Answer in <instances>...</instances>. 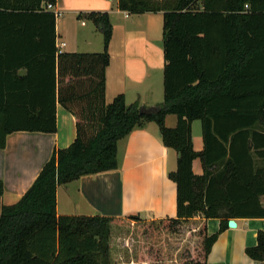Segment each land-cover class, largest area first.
<instances>
[{"label": "trees", "instance_id": "16d2710c", "mask_svg": "<svg viewBox=\"0 0 264 264\" xmlns=\"http://www.w3.org/2000/svg\"><path fill=\"white\" fill-rule=\"evenodd\" d=\"M56 0H0V149L13 132H56V104L76 126L73 143L54 150L39 175L10 206L0 203V264H110L116 218L58 216L56 189L117 168V142L145 122L177 154L168 178L176 185L178 227L195 217L219 220L201 254L207 258L230 219H264V0H118L129 15L161 12L163 102L147 113L118 95L105 103L112 26L107 13L87 18L102 35L98 53H65L55 45ZM24 70V74H19ZM166 115L176 117L173 128ZM199 120L203 149L191 124ZM199 159L203 174L192 172ZM260 162L261 165L257 166ZM3 185L0 181V198ZM125 218L138 220L137 215ZM245 249L264 261V232Z\"/></svg>", "mask_w": 264, "mask_h": 264}, {"label": "crops", "instance_id": "0c3cea01", "mask_svg": "<svg viewBox=\"0 0 264 264\" xmlns=\"http://www.w3.org/2000/svg\"><path fill=\"white\" fill-rule=\"evenodd\" d=\"M55 45L65 53H98L102 35L86 16L107 13L112 26L108 45L109 63L105 70V103L123 95L127 104L152 108L163 102L162 50L163 15L161 12L129 15L119 10L118 0H56ZM19 74H24L21 70ZM56 132H13L0 149L1 205L17 203L31 187L54 150L69 147L76 137L73 116L56 104ZM193 124V123H192ZM191 140L200 152L203 143L196 131ZM176 125L174 115H166L164 126ZM199 134V136H198ZM117 168L79 179L56 189L58 216H101L123 219L137 215L146 220L176 217V185L168 174L176 170L177 154L166 148L154 122H145L117 142ZM261 165L260 162L257 166ZM192 172L203 174L199 159ZM264 204V197L261 198ZM207 235L219 230V220L195 217ZM235 228H226L213 244L207 264H264L245 255L264 232V219H233Z\"/></svg>", "mask_w": 264, "mask_h": 264}, {"label": "rangeland", "instance_id": "374dc122", "mask_svg": "<svg viewBox=\"0 0 264 264\" xmlns=\"http://www.w3.org/2000/svg\"><path fill=\"white\" fill-rule=\"evenodd\" d=\"M192 123L194 139L200 122ZM202 226L198 220L174 227L165 220L118 219L111 224L110 264H191L202 251Z\"/></svg>", "mask_w": 264, "mask_h": 264}, {"label": "built area", "instance_id": "2783aa9c", "mask_svg": "<svg viewBox=\"0 0 264 264\" xmlns=\"http://www.w3.org/2000/svg\"><path fill=\"white\" fill-rule=\"evenodd\" d=\"M55 5H47L46 9L48 11H51L54 14L55 20L61 16V13L59 11L54 10Z\"/></svg>", "mask_w": 264, "mask_h": 264}, {"label": "water", "instance_id": "95a60500", "mask_svg": "<svg viewBox=\"0 0 264 264\" xmlns=\"http://www.w3.org/2000/svg\"><path fill=\"white\" fill-rule=\"evenodd\" d=\"M140 113H141V114H142V113H147V111H145L144 108H141V109H140ZM227 227H228V228H235V227H236V223L234 222L233 219L228 220V222H227Z\"/></svg>", "mask_w": 264, "mask_h": 264}]
</instances>
